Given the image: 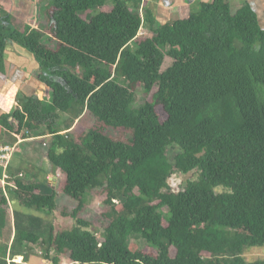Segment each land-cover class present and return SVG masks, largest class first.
Masks as SVG:
<instances>
[{
	"label": "trees",
	"instance_id": "trees-1",
	"mask_svg": "<svg viewBox=\"0 0 264 264\" xmlns=\"http://www.w3.org/2000/svg\"><path fill=\"white\" fill-rule=\"evenodd\" d=\"M46 7L40 28L0 0V71L8 48L19 46L52 92L48 102L25 95L2 113L0 143L51 134L36 152L60 173L50 191L40 165L11 161L8 191L18 206L9 253L23 263L0 264H29L40 242L54 264L63 256L75 264H264L243 256L264 246V23L250 0H202L164 23L145 0ZM143 26L152 36L140 35ZM166 56L173 62L163 70ZM140 87L151 99L136 106ZM174 171L198 176L175 190ZM8 205L0 184V235ZM54 211L73 227L45 228Z\"/></svg>",
	"mask_w": 264,
	"mask_h": 264
},
{
	"label": "rangeland",
	"instance_id": "rangeland-1",
	"mask_svg": "<svg viewBox=\"0 0 264 264\" xmlns=\"http://www.w3.org/2000/svg\"><path fill=\"white\" fill-rule=\"evenodd\" d=\"M14 2V13L16 17L24 20V21H35L38 20V25L40 28H44L47 24V16H46V6L49 0H13ZM202 0H145V4L148 7H152L154 10V13L156 15V18L158 19V22L164 23L167 20H175L177 18H184L188 17L191 12L198 11L200 9ZM253 7L258 11L260 20L262 23H264V0H250ZM113 8V4H107L103 10L110 11ZM142 15H144V12L142 10ZM21 24V23H20ZM140 35L144 37H150L152 36V32L150 29L146 26H143L140 30ZM43 41L47 44H51L46 37L43 38ZM54 46V43H52ZM19 47V46H18ZM21 48V47H20ZM22 49V48H21ZM15 56L16 59H19L15 55V53H10V47L7 50V56L6 58H12V56ZM11 60V59H9ZM173 62V59L170 56H166L165 64L163 66V70L169 67ZM6 66V65H5ZM6 70L10 71V68H7ZM5 70V71H6ZM37 75L33 76L32 79ZM52 92L49 88H45V94H43V98L48 102L51 100ZM148 99H151V96H147L144 93V90L142 87H140L136 91V106H140L145 103V101ZM46 103V102H45ZM63 118H67V115H63ZM90 124V123H89ZM38 132H33L32 135H36ZM1 140L0 142H3V135L0 133ZM31 142H26L25 139H21L18 144V149L16 150V154L14 155L12 159L11 165L20 166L21 163L27 164L29 161L31 164L36 166L42 167V173H40L39 176L44 178L45 171L47 172V179H45L44 185L48 188L50 186V191L59 180V171L56 170L51 163L46 159L43 155L37 153L36 151L39 149L41 152H44L47 150V145L43 143L38 136L31 137ZM30 138V139H31ZM51 138V137H50ZM47 140V138H44ZM2 144V143H0ZM5 144V143H4ZM35 149H30V148ZM176 152L175 150H169V156L171 159H173V154ZM198 176V173H191V174H183L180 172L174 171L171 179H170V185L173 189H181L185 185V182L189 178L196 179ZM12 177V175H11ZM23 178L25 181H30V176L24 175ZM14 178L12 177L9 179V182H7V188L8 186H12L13 184H10V182H13ZM9 189V188H8ZM219 192L224 191V188L220 187L218 189ZM9 198H10V205L6 208V219H7V225L3 229L0 235V257L2 258H8L9 261L15 262V263H23V258L20 260L18 256L11 259L9 248L10 243L12 241V237L14 234V208L18 206V201L11 195L10 192H8ZM92 194L89 193L87 195V200L90 202L92 200ZM67 198L61 196L59 198V202H65ZM68 200H70L68 198ZM74 204L72 200H70ZM69 204V205H73ZM99 204V203H97ZM35 212V211H33ZM45 220V228H49L50 225H54L58 229H66L71 228L75 224V220L71 217H65L62 215L60 211H54L50 215L44 216ZM165 224H167L166 221H164ZM96 227L99 229L98 236L101 237V232L103 231V227L101 223H96ZM140 244V246L146 251V252H156L154 248L147 245L145 240H140L139 238H135ZM46 248L45 245L40 242L39 244L33 246V248L29 251V264H53L51 260H48L45 257ZM52 255H54L52 253ZM62 256V255H61ZM243 256L248 260L249 262H252L253 260H257L259 258H264V246L262 247H252L248 248ZM61 264H75L74 262H71L67 257L63 256L61 260Z\"/></svg>",
	"mask_w": 264,
	"mask_h": 264
},
{
	"label": "crops",
	"instance_id": "crops-1",
	"mask_svg": "<svg viewBox=\"0 0 264 264\" xmlns=\"http://www.w3.org/2000/svg\"><path fill=\"white\" fill-rule=\"evenodd\" d=\"M10 53H15V55L17 57L20 56V58L16 59L13 55L12 58H9L11 60L7 59L5 63V70L10 68V71H0V116L2 113H9L16 110L22 103L25 95L37 93L43 96V94H45V88H47L44 84L39 82L37 78L34 77L32 79V75H37L38 70L36 69V64L30 53H27L18 46H12L10 48ZM38 137L47 138L48 141L51 134ZM27 141H32V138H29L26 142ZM20 172L21 168L15 167L14 173L18 175ZM18 258L21 260L23 257L20 255Z\"/></svg>",
	"mask_w": 264,
	"mask_h": 264
},
{
	"label": "built area",
	"instance_id": "built-area-1",
	"mask_svg": "<svg viewBox=\"0 0 264 264\" xmlns=\"http://www.w3.org/2000/svg\"><path fill=\"white\" fill-rule=\"evenodd\" d=\"M19 141L15 144H0V184L2 185L3 192L7 198H9L7 182L11 179L9 167L16 154V150L18 149ZM10 184H13V182H10Z\"/></svg>",
	"mask_w": 264,
	"mask_h": 264
},
{
	"label": "clouds",
	"instance_id": "clouds-1",
	"mask_svg": "<svg viewBox=\"0 0 264 264\" xmlns=\"http://www.w3.org/2000/svg\"><path fill=\"white\" fill-rule=\"evenodd\" d=\"M23 257V256H22ZM54 264V263H53Z\"/></svg>",
	"mask_w": 264,
	"mask_h": 264
}]
</instances>
